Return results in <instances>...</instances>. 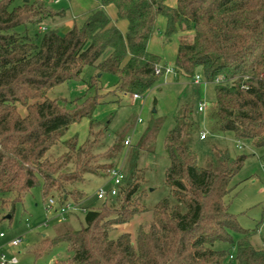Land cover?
Segmentation results:
<instances>
[{"label":"trees","instance_id":"obj_1","mask_svg":"<svg viewBox=\"0 0 264 264\" xmlns=\"http://www.w3.org/2000/svg\"><path fill=\"white\" fill-rule=\"evenodd\" d=\"M14 2L0 0V194H12L13 205L36 186L45 198L61 189L60 207L67 204L66 182L87 169L99 139L79 143L73 136L65 141L67 153L54 159L46 155L72 124L92 115L99 96H89L81 104L76 99L73 106L50 98V91L80 79L83 69L92 66V82L110 73L118 83L109 92L144 97L165 73L162 58L148 47L161 17L166 19L163 33L168 40L183 33L176 74L191 81L200 74L215 92L205 115L190 101L178 108L175 126L165 138L168 195L152 207L146 204L149 190L138 163L143 148L139 142L131 149L117 195L108 197L102 208L86 209L81 228L45 235L26 253L38 260L65 247L67 256L51 264H226L232 254L214 248L220 241L236 246L232 258L237 264H264V242L253 244V230L239 224L226 201L246 155H234L213 143L202 165L194 148L203 116L211 133L231 132L235 139L264 147V0H177L176 6L167 0H101V7L90 10L82 24L74 22L64 34L44 24L64 17L65 9L53 10L43 0ZM110 5L117 10V20L127 21L126 32L107 12ZM20 26L22 32L16 30ZM32 28H37L33 34ZM92 128L90 123V134ZM12 130L21 135L13 136ZM125 138L117 136L103 155L115 159ZM72 159L76 169L68 171ZM115 166L102 164L97 171L106 169L109 174ZM146 211L152 212V219L139 226L135 237L131 232L111 236L118 224ZM235 233L241 235L237 240Z\"/></svg>","mask_w":264,"mask_h":264},{"label":"rangeland","instance_id":"obj_2","mask_svg":"<svg viewBox=\"0 0 264 264\" xmlns=\"http://www.w3.org/2000/svg\"><path fill=\"white\" fill-rule=\"evenodd\" d=\"M37 0H29L35 2ZM42 1V0H38ZM53 10L65 9L66 15L56 18L44 24L47 28H57L64 34L76 22L82 24L89 10L96 4H102L101 0H43ZM172 1V0H167ZM24 0H15L14 6L22 4ZM109 9V8H108ZM107 9V11H108ZM111 15L117 16L114 6L110 7ZM161 19V18H160ZM160 27V21L158 24ZM45 28V27H44ZM23 27H17L18 32L23 31ZM39 29V27H38ZM37 28H32L33 34ZM158 50L161 51L165 45H172L180 38L168 40L163 31L159 29ZM169 54L171 56H169ZM162 62L168 67L175 69V57L171 53L162 54ZM96 74V69L86 66L78 80L65 82L54 87L49 97L60 101L67 100L69 105L82 103L89 96L98 95L96 105L90 117L83 118L78 123L72 124L67 130L62 140L54 145L48 152L47 157L54 159L68 152L65 141L77 136L79 143L90 138H98L92 155L88 160L87 169L80 171L79 178H72L66 182V189L70 191L68 202L75 205L70 213L64 216L55 214V208L60 207L61 189L51 190L45 198L41 186L32 188L22 201L12 204V194H0V233L5 236L0 238L2 251L8 256L16 255L18 264H51L52 261L60 257L67 256L65 247L60 246L52 252L44 255L38 260L26 253V249L31 248L45 235L54 236L62 233L67 228L79 229L85 225V210L90 208H102L105 200L97 197L98 190L105 186L109 189L113 186L109 174L105 170L97 171V167L102 164L114 163L121 166L125 172L128 171L131 157V149L139 142L143 148L140 151L139 167L143 168L145 179L144 186L149 190L145 200L149 207H152L159 199L170 193V188L166 184V170L170 160L165 148V138L167 133L175 126V116L179 106L190 101L195 108L201 101L207 102L208 106L215 101L213 84L195 85L191 80L183 75H179L177 80L166 81L160 87L152 88L144 97L134 99L130 93L114 90L118 77L110 73H102L97 82H92V76ZM164 81V80H163ZM155 98L158 100L155 103ZM156 109V111H154ZM24 112V108L20 107ZM208 112V110H207ZM204 115V114H202ZM204 117L201 130H208V137L201 139L198 135L194 139V148L198 154L199 163L204 165L209 157L211 145L216 143L223 147H228L234 155L245 154L246 159L241 170L233 179L234 190L226 197L230 212L234 213L241 226L253 230L251 237L253 244L261 246L264 242V147H255L249 139H240L243 147L236 146L234 134H213L209 131V123ZM90 123L93 133L90 134ZM100 131V132H99ZM100 133L98 137L95 134ZM130 137V146L124 143L123 150L116 155L115 159H109L103 155L113 144L117 136ZM220 135V136H219ZM126 139V138H125ZM118 160V161H117ZM117 161V162H116ZM76 166L74 159L69 162L68 171H74ZM50 199L55 204L53 209H46ZM76 202H78L76 204ZM65 217V218H64ZM152 219V212L146 211L135 215L130 221L118 224L111 232L112 237H116L123 232H131L135 237L140 225L148 224ZM241 235L234 234L235 240ZM15 238H22L20 246H12L10 242ZM216 249H229L232 256L235 255L236 246L224 242H216ZM226 264H237V261L228 257Z\"/></svg>","mask_w":264,"mask_h":264},{"label":"built area","instance_id":"obj_3","mask_svg":"<svg viewBox=\"0 0 264 264\" xmlns=\"http://www.w3.org/2000/svg\"><path fill=\"white\" fill-rule=\"evenodd\" d=\"M58 1V0H56ZM44 27H42L43 29ZM161 68L157 69V73H160ZM174 69L166 66L165 68V73H169V72H173ZM220 80L217 79L215 82H219ZM192 83L195 85H202V84H207L206 80L200 75L197 74L193 80ZM134 99H140L141 97H143L142 95L139 94H134L133 95ZM207 108H208V104L205 101H201L198 103V110L199 112L203 113L204 115L207 112ZM208 137V130H202L200 133V138L201 139H206ZM131 138L127 137L125 140V145L126 146H130L131 145ZM236 146L239 147L240 149L243 147V145L240 143V139L236 140ZM109 177H110V181L113 182V186L110 187L109 189H105V186H102L98 192H97V197L99 199H103L106 200L108 197L111 196H115L118 193V188L119 185L123 182V179L125 178V171L124 169L117 165L113 168H111L109 170ZM55 204L53 199H50L46 209H53V205ZM75 205L67 203L66 205H63L61 207H59V209H57V214H60L62 216H64L65 214L70 213L73 209H75ZM65 218V217H64ZM5 236V234L3 232L0 233V238H3ZM23 243V239L22 238H15L10 242V245L12 246H20ZM2 245H0V264H18L19 260L18 257L16 255H12V256H8L5 252L2 251ZM232 258V255H231Z\"/></svg>","mask_w":264,"mask_h":264},{"label":"crops","instance_id":"obj_4","mask_svg":"<svg viewBox=\"0 0 264 264\" xmlns=\"http://www.w3.org/2000/svg\"><path fill=\"white\" fill-rule=\"evenodd\" d=\"M167 4L168 5H170V6H176V4H177V0H172V1H167ZM102 6V4L100 5V4H96V6L95 7H97V8H99V7H101ZM111 6H113V5H110V6H108L107 8H106V10L108 9V13H109V15L111 16V18L116 22V24L119 26V28L123 31V32H126V30H127V21L126 20H124V19H120V20H117V16L115 17V16H112L111 15V10L112 9H110V7ZM93 9H94V7H93ZM92 10V9H91ZM115 10H116V8H115ZM90 11V10H89ZM116 13H117V10H116ZM160 21V27H159V29H161L162 31H164V29H165V27H166V19L164 18V17H161V19L159 20ZM73 26V25H72ZM71 26V27H72ZM159 26V25H158ZM70 27V28H71ZM183 35V33H177V34H175V35H173L172 37H171V39H170V41H172L173 39H175L176 40V38L178 37V38H180L181 36ZM158 44H159V34L156 32L153 36H152V38H151V40L149 41V45H148V47H149V50L151 51V52H153V53H155V54H157V55H159L161 58H163L162 57V54L164 55V54H166L167 56H168V53H171L172 55H174V57H175V59H176V55H177V51H178V45H179V41L178 40H176V43L175 44H172V45H170V44H168V45H165V47L163 46L162 47V50L161 51H159L158 50ZM169 56H171L170 54H169ZM163 63V62H162ZM164 64V63H163ZM166 66H167V64H165ZM177 77H179V75H177L176 74V72L175 71H173V72H169V73H164V75H163V77L161 78V80H160V82L158 83V85L156 86L157 88L158 87H160L163 83H166V81H171V79L172 80H177ZM164 80V81H163ZM163 82V83H162ZM220 136V135H219ZM82 140V139H81ZM80 139H79V141L80 142H84L85 140H83V141H81ZM237 140V139H236ZM236 140H235V143H236ZM68 201V200H67ZM67 203H69V202H67ZM78 205V204H77ZM57 209L58 208H55V210H54V212H55V214H57ZM71 214V213H70Z\"/></svg>","mask_w":264,"mask_h":264},{"label":"water","instance_id":"obj_5","mask_svg":"<svg viewBox=\"0 0 264 264\" xmlns=\"http://www.w3.org/2000/svg\"><path fill=\"white\" fill-rule=\"evenodd\" d=\"M29 0H24V2H28ZM157 99L155 98V103H157ZM154 111H156V109H154ZM11 134L13 135V136H19V135H21L19 132H16V131H14V130H12L11 131Z\"/></svg>","mask_w":264,"mask_h":264}]
</instances>
